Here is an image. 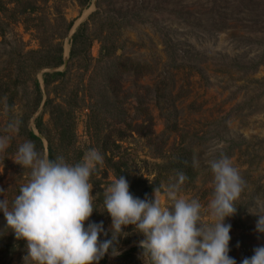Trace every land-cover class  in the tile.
I'll return each instance as SVG.
<instances>
[{
    "label": "rangeland",
    "instance_id": "rangeland-1",
    "mask_svg": "<svg viewBox=\"0 0 264 264\" xmlns=\"http://www.w3.org/2000/svg\"><path fill=\"white\" fill-rule=\"evenodd\" d=\"M8 1L7 8L0 9V136L9 137L0 151V200L11 204L29 178V170L12 160L18 145L33 142L22 133L24 126L37 133L34 118L41 113L46 131L55 142L58 137L43 111L44 100L28 121L22 117L34 105V79L43 89V72L66 67L34 71L28 52L40 48L41 39L60 40L66 22L72 21L62 39L63 58H69L72 34L90 20V32L107 33L119 46L114 57L97 62L100 42L94 39V60L87 70L70 69L65 84L51 92L56 101L74 106L75 145H58L59 156L71 163L77 153L83 157L97 149L103 163L90 177L91 194L103 199V189L115 175L86 127L95 106L104 139H118L120 130L124 132L115 159L132 157V176L142 175L159 186L175 182L182 172L186 179L178 195L197 199L202 221L210 223L207 203L213 184L207 161L223 154L244 182L234 202L236 214L226 220L231 224L229 256L240 264L264 245V234L255 231L257 217L248 212L257 211V202L264 204V0ZM33 5L32 13H17ZM95 11L99 14L93 20ZM95 62L101 69L93 72ZM17 121L15 129L8 128ZM42 140L44 149L35 148L48 157L47 140ZM135 189L134 197L139 194ZM150 195L153 198V191ZM160 198L168 207L163 189ZM98 210L103 211V205ZM90 221H102L106 230L111 225L108 214L99 211H93ZM4 225L0 213V232ZM124 232L128 235L120 239L121 255L143 239L132 226ZM139 252L106 255L99 264H142ZM24 255L25 241H17L11 231L0 233V264H23Z\"/></svg>",
    "mask_w": 264,
    "mask_h": 264
},
{
    "label": "clouds",
    "instance_id": "clouds-1",
    "mask_svg": "<svg viewBox=\"0 0 264 264\" xmlns=\"http://www.w3.org/2000/svg\"><path fill=\"white\" fill-rule=\"evenodd\" d=\"M18 123H9L8 128L15 129ZM8 140L0 136V151ZM12 160L29 170V178L11 204L0 200L5 220L0 233L11 231L17 241H25L23 264H99L106 255H121L119 242L128 235L124 232L128 226L143 237L137 245L142 264H237L229 256L231 224L226 220L236 214L234 202L244 182L223 154L207 161L213 184L207 203L210 223L202 221L197 199L178 195L186 179L182 172L175 182L155 186L151 199L134 197L125 177H115L103 189L100 211L93 207L90 183L103 163L97 149H89L79 162L68 163L63 156L49 159L26 140L18 145ZM161 189L168 207L161 204ZM256 207L257 211L248 212L257 217L255 231L264 234V204L257 202ZM93 211L108 214L109 229L102 221H90ZM240 264H264V245L254 248Z\"/></svg>",
    "mask_w": 264,
    "mask_h": 264
},
{
    "label": "trees",
    "instance_id": "trees-1",
    "mask_svg": "<svg viewBox=\"0 0 264 264\" xmlns=\"http://www.w3.org/2000/svg\"><path fill=\"white\" fill-rule=\"evenodd\" d=\"M19 1L13 0V2H15V5H18ZM87 1L89 0H80L82 4ZM8 2L11 1L0 0V9L4 10L5 8H7L6 5ZM27 7L28 6H25L20 11H17V13L20 14L26 11L32 13L33 10L35 9L34 5L31 8H27ZM17 13L15 12L14 18H16ZM97 14H99L98 11L93 12L91 18L94 20ZM89 23L90 20L84 21L78 27V29L72 34L70 39L71 46H70L69 58L66 68L64 70H53V71L43 72L42 80H43V87L46 92L45 99H43V89L40 85L39 80L37 78L34 79V95H35L34 105L28 112L24 113L22 117L23 121H28L30 117L38 110L40 104L44 100L43 111L48 112L50 116V119L53 124V128L58 135L56 139L57 142H55L54 138H52L51 135L46 131L45 124L43 122V116L41 113H39L34 118V123L38 132L41 133L47 140L48 143L47 153L49 159H54L55 157L59 156L60 149L58 145H60L61 147L64 146L65 144H67L68 147L74 146L76 139L75 125L73 123L74 106L71 105L72 102H65V103L58 102L54 99V97L50 96L51 92L52 91L56 92L58 88H60L63 84H65L66 77L70 69L76 67L81 70H87L88 64H91V62L94 60V57L90 53V47L94 39H97L100 42L99 58L95 60L97 62L107 61V59L114 57V54L119 46L118 42L116 40L115 41L111 40L107 33L100 36V35H95L93 32H90ZM71 26H72V21L66 22L65 30L63 34L60 35L61 38L60 40L56 41L55 43H51V41L48 43L46 42L43 43L44 39H41L40 48L28 52L29 56L27 57V60L30 61V65L32 66V69L34 71L46 67H60L61 65H63L64 58H63L62 39L68 33ZM94 64L95 65L93 67V72L98 71V69H101L98 66H96V62ZM112 65H110L111 68L113 67ZM107 70H109V72L111 71L110 68H107ZM72 91H74V95L77 96V90L74 89ZM100 121H101V113L98 111V109H96L95 106L94 107L92 106L88 114L86 127L88 128L90 134L93 131L92 132L93 134H91V136L93 135L92 138L94 140V143L98 147L99 146L101 147L103 155L107 158V163L110 166V168L113 170L115 177H119L120 175H123L125 177V179L129 184L130 193L135 192L136 190L135 188H139V194L135 197H139L141 199H145L146 197L148 199L151 198L150 194L153 191V188L155 186H159V183L157 181L148 180L142 175L139 177H133L131 171L132 169L131 164L132 161H134V159L132 157L123 155L115 159V157L117 156L115 150H118L120 148L119 145L120 143H118V140H122L125 137L124 132L120 130L121 133L117 137L118 139L115 140L113 139L111 140L109 138L104 139L101 135L102 126ZM21 131L29 139L33 141V144L35 146H38L40 149H44L42 138L39 137L31 128H28V126L25 125ZM108 153H111V155L108 156ZM81 159H82L81 153H77L74 157H72L71 163L79 162ZM93 175L91 177H93ZM93 184L97 188V190L98 189L99 191L101 190L96 181H94ZM99 196L95 197V202L93 204V207L97 209L103 205L102 203L103 199L100 198ZM138 250L140 249L137 246L132 247L131 249L124 252L120 256L123 257Z\"/></svg>",
    "mask_w": 264,
    "mask_h": 264
},
{
    "label": "water",
    "instance_id": "water-1",
    "mask_svg": "<svg viewBox=\"0 0 264 264\" xmlns=\"http://www.w3.org/2000/svg\"><path fill=\"white\" fill-rule=\"evenodd\" d=\"M67 62H68V58L65 57V58H64V63H63V67H64V68L66 67ZM43 92H44V97H46V92H45V90H44V87H43ZM36 134H37L39 137L44 138V136H43L41 133L37 132Z\"/></svg>",
    "mask_w": 264,
    "mask_h": 264
}]
</instances>
